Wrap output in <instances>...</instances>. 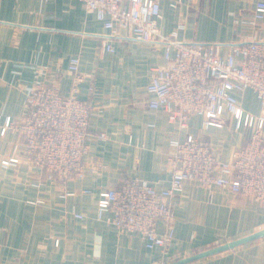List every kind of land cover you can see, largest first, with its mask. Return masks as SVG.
<instances>
[{
	"label": "crops",
	"instance_id": "1",
	"mask_svg": "<svg viewBox=\"0 0 264 264\" xmlns=\"http://www.w3.org/2000/svg\"><path fill=\"white\" fill-rule=\"evenodd\" d=\"M260 1L180 0L172 7L176 0H158L159 30L167 34L184 23L178 39L186 42L264 41V21L253 19ZM117 35L107 37L77 0H0V126L6 117L20 120L26 89L37 82L56 80L60 93L69 95L72 56L79 57L84 77L75 96L91 107L83 176L63 191L27 163L0 167V264H168L264 229L259 203L196 183H186L172 199L174 238L164 251L149 250L139 234L120 233L96 219L98 194L124 179L166 189L169 141L198 134L201 124L192 116L179 130L148 108L146 86L152 70L165 64L163 49L128 38L126 29ZM246 96L257 112L253 95ZM230 130V139L222 137V128L206 131L221 161L242 142L244 133ZM15 142L10 131L0 137V161L12 155ZM72 208L83 219L74 218ZM187 264H264V237Z\"/></svg>",
	"mask_w": 264,
	"mask_h": 264
},
{
	"label": "built area",
	"instance_id": "2",
	"mask_svg": "<svg viewBox=\"0 0 264 264\" xmlns=\"http://www.w3.org/2000/svg\"><path fill=\"white\" fill-rule=\"evenodd\" d=\"M77 1L102 23L107 37L118 38V30L126 29L128 38L162 47L165 64L152 70L146 86L149 109L161 111L179 130L187 127L190 117L201 118L198 134L169 141L171 176L166 189H158L155 181L124 179L116 188L98 194L96 219L120 233L139 234L149 250L164 251L174 238L172 199L186 183L226 189L264 207V41L186 42L178 39L184 23L162 34L158 0ZM179 1L170 5L175 7ZM253 19L264 21L263 1L256 3ZM107 49L112 51L110 46ZM79 65L78 56L69 58V95L60 93L56 80L37 82L26 89L20 120L4 119L0 137L10 131L16 142L12 155L0 161L3 170L27 163L62 191L68 181L82 178L91 107L75 96L84 79ZM247 92L253 95L257 112ZM227 123L244 134L230 158L221 161L206 131ZM71 214L76 219L84 217L73 208Z\"/></svg>",
	"mask_w": 264,
	"mask_h": 264
},
{
	"label": "water",
	"instance_id": "3",
	"mask_svg": "<svg viewBox=\"0 0 264 264\" xmlns=\"http://www.w3.org/2000/svg\"><path fill=\"white\" fill-rule=\"evenodd\" d=\"M260 237H264V229L263 230H260L258 231L257 233L249 236V237H246V238H243V239H239L237 241H233V242H230V243H226V244H223L221 246H218V247H215V248H212L210 250H207V251H204V252H201V253H197L195 255H192L190 257H187V258H183V259H180L178 261H175L173 263H168V264H187V263H190L194 260H197V259H201V258H204V257H207V256H211V255H215V254H218V253H221V252H224V251H227L229 249H233L237 246H240L246 242H250V241H253V240H256Z\"/></svg>",
	"mask_w": 264,
	"mask_h": 264
},
{
	"label": "rangeland",
	"instance_id": "4",
	"mask_svg": "<svg viewBox=\"0 0 264 264\" xmlns=\"http://www.w3.org/2000/svg\"><path fill=\"white\" fill-rule=\"evenodd\" d=\"M231 130H230V126L228 125V123L222 128V137L224 139H230L231 137Z\"/></svg>",
	"mask_w": 264,
	"mask_h": 264
}]
</instances>
